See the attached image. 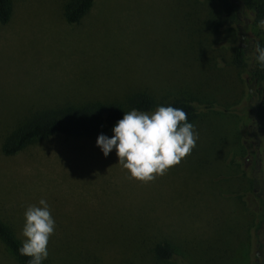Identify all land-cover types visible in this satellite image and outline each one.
Here are the masks:
<instances>
[{"label": "rangeland", "instance_id": "rangeland-1", "mask_svg": "<svg viewBox=\"0 0 264 264\" xmlns=\"http://www.w3.org/2000/svg\"><path fill=\"white\" fill-rule=\"evenodd\" d=\"M69 1L11 0L0 21V219L21 237L25 209L45 199L53 264H254L260 242L247 204L263 213L264 137L247 111L196 113L195 147L150 182L130 178L115 150L103 156L97 136L1 152L28 106L125 103L138 92L158 105L239 103L242 70L217 0H95L76 24ZM160 244L172 259L158 256ZM0 264H19L1 243Z\"/></svg>", "mask_w": 264, "mask_h": 264}, {"label": "trees", "instance_id": "trees-1", "mask_svg": "<svg viewBox=\"0 0 264 264\" xmlns=\"http://www.w3.org/2000/svg\"><path fill=\"white\" fill-rule=\"evenodd\" d=\"M221 7V16L226 26L234 33V63L242 70L243 88L239 103L230 107L206 104L199 107L191 101L175 100L169 104L181 108L189 120L196 113L209 110H222L234 114L247 111L250 128L257 137H264V67H260L256 60L255 46L259 43L264 47V30L258 22L264 20V0H217ZM95 0H70L65 7V17L71 24L78 23L93 7ZM11 15V0H0V21L7 22ZM158 105L152 95L146 92L132 93L125 103L120 102H89L82 105H67L38 109L34 106L24 107L18 111L19 116L14 125L2 137L1 152L6 156H13L26 149L36 141L52 139L54 137L89 138L99 134L112 135L111 129L116 121L122 118L124 112L131 109L153 112ZM21 114V115H22ZM258 140V139H257ZM264 206V193L261 196ZM247 207L254 213L253 225L255 241L264 245L262 237V223L264 210ZM261 216V217H259ZM262 237V238H261ZM22 237L18 235L15 224L0 219V243L13 255L19 264H27L28 257L21 256L17 249L21 245ZM261 240V241H260ZM254 254V264H264L260 258L264 247H259ZM156 252L160 258L170 260L174 253L167 244L157 246ZM43 264H53L48 257Z\"/></svg>", "mask_w": 264, "mask_h": 264}, {"label": "clouds", "instance_id": "clouds-1", "mask_svg": "<svg viewBox=\"0 0 264 264\" xmlns=\"http://www.w3.org/2000/svg\"><path fill=\"white\" fill-rule=\"evenodd\" d=\"M264 29V20L258 22ZM255 60L264 67V47L255 46ZM111 137L101 133L95 144L107 157L115 150L117 164L130 178L150 182L181 162L195 147L198 134L181 108L157 106L155 111L131 109L111 129ZM20 232L21 245L17 252L28 257L27 264H43L48 258L49 238L55 231V220L49 204L41 198L24 211Z\"/></svg>", "mask_w": 264, "mask_h": 264}]
</instances>
